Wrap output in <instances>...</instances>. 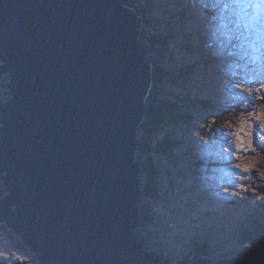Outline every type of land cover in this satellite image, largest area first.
Returning <instances> with one entry per match:
<instances>
[{
	"label": "water",
	"instance_id": "95a60500",
	"mask_svg": "<svg viewBox=\"0 0 264 264\" xmlns=\"http://www.w3.org/2000/svg\"><path fill=\"white\" fill-rule=\"evenodd\" d=\"M112 2L0 0V223L38 264H166L133 239L150 64ZM250 243L235 264H264Z\"/></svg>",
	"mask_w": 264,
	"mask_h": 264
},
{
	"label": "rangeland",
	"instance_id": "374dc122",
	"mask_svg": "<svg viewBox=\"0 0 264 264\" xmlns=\"http://www.w3.org/2000/svg\"><path fill=\"white\" fill-rule=\"evenodd\" d=\"M184 6L188 19L183 21L169 19L168 14L159 15L154 12L158 19L151 21L152 18L149 17L144 32V37L149 39L154 35L162 37L164 32L159 26L169 27L173 31L174 37L163 48L165 59L160 58V64L170 70V75L176 73L181 66L186 67L183 61L196 64L198 59L192 57L197 53L196 51L201 50L204 56L209 58L203 68L190 66L192 71L187 74L185 80H177L172 84L164 81V86L161 84L164 89L160 92L161 98L175 103L174 96H176L178 115L187 112L188 116L191 115V120L180 119L173 124V127L172 123L167 121L163 129H157L149 135L151 146L165 133H169L170 136L175 135V138L181 135L178 139H181L182 146H185L180 150L171 146L169 156L156 157L159 171L157 170L158 173L156 172L155 175V196L141 199L138 197L137 201L140 236L146 237L148 243L153 244L154 250H158L170 264H182L185 261L190 263L186 257L198 252L200 246L198 244L203 243L212 246L209 252L213 254L219 250L238 253L246 247L244 233L256 230L264 222V99H259L264 96V92L256 91L259 82L264 80V74L251 69L250 73L256 77V83L253 84L254 82L248 80V61L236 62V56L242 52L241 49H237V44L241 41L248 42L252 33L249 32L250 26H253L249 22L252 17L246 22L243 21L245 18H240L239 29L236 32L233 31L235 27L230 28L231 43H227L224 38L220 40L224 30L221 28L218 14L213 13L212 9H209V15L201 13L204 6L202 0H190L188 3L185 2ZM161 7H166V11H173L175 3L169 6L161 4ZM161 7L156 11H160ZM236 11L240 14V10ZM229 12L231 13L229 19L233 20L232 10ZM211 17L214 19L211 20ZM203 19H206L205 24H202ZM240 22L243 23L244 29L248 30H244L243 35L239 34L241 37L233 42L236 34L243 31ZM201 25L204 30H200ZM213 26H218V29H214ZM195 33L201 34L202 41L205 40L207 43L202 45L199 41L201 49L195 44L196 41L201 40V37H195L193 35ZM200 60L203 62L201 57ZM222 66L227 69L221 71ZM249 87L252 89L250 96L246 92ZM157 93L154 95L155 102L160 100ZM222 98H225V101L222 102ZM202 99H206L208 103L203 105ZM205 106L210 108L206 109ZM245 108L248 114L259 115L241 116L240 113ZM238 129L243 135V148L237 147ZM157 133L159 135H156ZM228 135L234 140L227 139ZM211 141L218 144V151H212L216 156L212 165L206 168V164L198 166L194 162L191 164L192 167H189L185 161L188 162L193 157L189 151L190 146L186 143L199 144L198 149L205 146L208 152L211 149L209 146ZM140 145L138 138L135 153ZM141 153L142 159L146 158V160H150L149 157L153 158L154 155L150 154V151L148 153L141 151ZM204 154L207 153L200 154L197 149L194 151L196 158L203 157ZM176 170H180L179 175H173ZM140 172L141 170L138 176ZM211 183L218 184L217 189L225 196L218 204L212 201L213 205L210 208L211 205L208 204L210 196L207 195L205 188ZM230 199L235 201L229 202ZM141 201L144 203V212L148 210L155 213L143 219L138 205ZM243 227L246 229L243 230ZM241 230H243V238L239 236ZM32 256L26 247L21 250L17 242L0 229V264H34Z\"/></svg>",
	"mask_w": 264,
	"mask_h": 264
},
{
	"label": "trees",
	"instance_id": "16d2710c",
	"mask_svg": "<svg viewBox=\"0 0 264 264\" xmlns=\"http://www.w3.org/2000/svg\"><path fill=\"white\" fill-rule=\"evenodd\" d=\"M120 1L125 3L131 9H133L134 12L143 21V24L141 25L140 29L142 31L141 38L143 39V41H145L144 40V33H143V31L145 32V30H146L145 25L147 24L149 17L153 18L156 16L155 14H153L154 12H152V11H154V10H151V8L155 6L158 9L160 7L159 4L154 2L153 0H120ZM152 2H154V3H152ZM157 13L159 15L163 14L161 12H157ZM166 14H168V13H165V15ZM167 18L173 19L174 17L171 16L170 14H168ZM153 20H155V19H151V21H153ZM159 27L164 32L162 37H159L157 35H154L153 37H149V39H147V44H146V46H147V49H146L147 58H148V61L150 62V65L152 66V68H151L152 86H151L150 92L146 98V113L143 117L141 124L139 125V132H138L139 136H138V138L140 140L141 145L139 147V150L135 153L136 154L135 159L139 163V167L141 170L140 175L138 176V180L141 183V189H142L140 192V199L143 197L152 196L153 193L154 194L156 193V188L154 186L156 183L155 182V175H156L157 170L159 171V168L157 166V159L158 158H156V155H158V157L169 156L168 153L171 149V146L174 147V149H179V150L181 148H185V146H182V140L178 139L181 137V135H179L180 137L175 138L174 137L175 135L170 136V135H168L169 133L168 134L165 133V135L162 136L161 138L158 137L157 139H159V142H156L151 146L150 141H149L150 133H153L157 129H159V130L163 129L164 125H166L168 122L172 123V127H173V124L175 122L179 121L180 119L183 120L184 118H187V120H191V118H190L191 115L189 114V116H188L187 112H184V113H181L180 115H178L179 112L177 113L178 109H176V104L178 105V99H176V96H174V101L176 104L174 102L165 101L161 98L160 92L161 91L163 92V90H164V89H162L161 84L164 86V81L167 82L168 84H170V83L172 84V83H175L177 80H185L187 74L190 71H192V69H190V66H186V67L181 66L176 71V73H172L174 75H172V74L170 75L169 74L170 70H168L162 63L160 64V58L165 59V55H166V54H164L165 52H164L163 48L166 47V44L170 43L169 41H171L172 38L174 37V33H173V31H171L169 29V27H161V26H159ZM174 76H177V77L175 78ZM3 82H4V84H6L8 82V77L6 75H4L0 81V83H3ZM155 93H157V96L160 98V100L158 102H155V100H154ZM10 97H11L10 92L8 90H5V89L0 87V106L2 104L7 103V101L10 99ZM206 99H208V98L206 97ZM206 99L201 100V103L203 105H205V103L206 104L208 103L206 101ZM208 107L209 106H205L206 109ZM156 135H159V133H157ZM172 139H175V141ZM186 144H188V143H186ZM141 151L146 152V153H148L150 151V154H154L153 158L152 157L150 158L148 156L150 160H146V158L142 159ZM154 158H155V160H154ZM185 163L187 165H189V167H192L191 164H193L194 161L192 159H190L188 162L186 160ZM167 174H169L168 171H167ZM4 186H5L4 182L0 177V189H5ZM138 205H139V209L141 210L140 215L143 216V219L147 218L151 214H154V212H150L148 210L146 212H144L145 207H144V203L142 201ZM263 209H264V207H263ZM147 221H148V219H147ZM0 229L4 230L6 235L9 236L11 239H14L15 242H17V245L21 250L24 249L19 238L17 236L13 235L12 232L10 230H8L1 223H0ZM243 230H244V228H243ZM243 230H241V232H240L241 238H243L242 237ZM263 230H264V222H263L262 226L257 228L256 230H254L250 233L248 231H246L244 233V237H245L244 241L246 244L245 246H248V244H249L248 239L258 236ZM136 231H137V235L140 237L141 245H142L144 251L152 252L153 254L160 257L166 264H170L166 257H163L160 252L154 250L152 245H150L148 243V240L146 239V237L140 236V233H139L140 221H139L138 228L136 229ZM239 252H240V250H239ZM197 253H198L197 254L198 256L199 255L209 256L208 255L209 254L208 253V247H206V245H205V248L199 246V251ZM33 262H34V264H38V262L35 259L33 260ZM185 262H182V264H188L189 263V262L188 263H185Z\"/></svg>",
	"mask_w": 264,
	"mask_h": 264
},
{
	"label": "bare ground",
	"instance_id": "6f19581e",
	"mask_svg": "<svg viewBox=\"0 0 264 264\" xmlns=\"http://www.w3.org/2000/svg\"><path fill=\"white\" fill-rule=\"evenodd\" d=\"M108 1V0H106ZM112 4L116 7H119V6H122L126 9H129L131 10L135 16H137L140 21H141V25L143 24V21L141 20V18L134 12L133 9H131L130 7H128L125 3L121 2L120 0H112ZM154 2L158 3L159 6L161 7V4H167V6L171 5L172 3H175V7H174V10L173 11H166V7H161V10L160 11H156V10H159L160 7L157 9L155 6L151 8V10H154L152 12H161L165 15V13H168L170 14L171 16H173L176 20H180V21H183L184 19H188V15L186 13V8L184 6V3L185 2H190V0H165V1H160V0H153ZM111 2V1H110ZM152 2V3H154ZM259 0H252V3H258ZM111 4V3H110ZM111 4V5H112ZM119 5V6H118ZM209 9L210 8H206L205 6H202V9H201V13H203L204 15H209L210 12H209ZM213 13L215 14H218L219 13V9H212ZM138 12V11H137ZM154 14V13H153ZM228 14L229 16L231 15V13L229 12L228 10ZM240 14L241 16L239 17L240 18H245V21L248 20L250 17H252L251 20H249V22H251L253 24V26H250L249 28V32H252L251 35H250V38H249V41L246 42V41H241L240 43H238L237 45V49H241L242 52L236 56V62H243V60H247L248 61V80L251 81V83L255 84L256 83V77L254 76L253 73H250V70L253 69L255 71H259L261 73L264 74V7H260V8H257V7H248V8H245L243 9L242 11L240 10ZM156 15V14H155ZM155 20L158 19L157 16L153 17ZM152 18V19H153ZM233 20H235V16L233 15L232 16ZM214 18L211 17V20H213ZM206 23V19H203L202 20V24H205ZM146 24V23H145ZM240 24L242 25V28H243V31H240L238 34H236L235 38H233V42L237 40V37H241V35L239 34H242L248 30V29H244L243 27V23L240 22ZM141 25H140V28H141ZM147 25V24H146ZM145 25V27L147 28V26ZM234 28V32H236L239 28H237L234 24H229V28ZM133 28H134V24H133ZM139 28V36H137V41L139 43V46L143 49L145 55H146V60L147 62L150 64V62L148 61V58H147V54H146V49H147V38L144 37V40L141 38V29ZM214 29H218V26H213ZM200 30H204V28L202 27V25L200 26ZM245 30V31H244ZM144 33V31H143ZM166 33V32H165ZM179 33V32H178ZM195 37H201V40H198L197 38H195V40H198L195 42L196 46L198 47V49H201V43L202 45L203 44H207L206 41H202L203 39V36L199 33H195L193 34ZM145 36V35H144ZM224 36L223 34L220 35V40L223 39ZM201 43H200V42ZM197 53L195 55H192V57L194 59H198L197 62H195L196 64H192V62L190 61H183V64L186 65V66H192L194 68V66H200L201 68H203L205 66V63L207 64L208 63V57L204 56L203 52L200 50L199 51H196ZM241 56V57H239ZM200 57L201 59H203V62L200 60ZM151 68L152 66L150 65L149 66V73H150V86L148 88V91H147V94H149L150 92V89H151V86H152V74H151ZM221 71H225L227 68L222 66L221 67ZM210 70H213V68H210ZM255 74H259V73H255ZM6 75L8 77V82L10 80V76L8 74H5V73H2L1 76H0V81L1 79L3 78V76ZM8 82L6 84L3 83H0L4 86H7ZM1 87V86H0ZM5 90H8L7 88L5 87H1ZM9 91V90H8ZM10 92V91H9ZM11 96V94H10ZM147 98V97H146ZM225 101V98H222V102ZM227 102L229 100H226ZM146 100H144V104H145ZM232 107V106H231ZM210 108V106L208 107ZM226 114V113H225ZM227 121V120H226ZM229 127V126H228ZM227 127V129H229ZM243 129V128H241ZM217 133V132H216ZM216 135V134H215ZM205 137V136H204ZM227 139H229L230 141H233V137L228 135L226 136ZM202 140V139H201ZM137 142H138V138H137ZM156 142H159V139L156 140ZM155 143V142H154ZM138 145V144H137ZM188 145L190 146V154L191 156L193 157L192 160L196 163H194L195 165H200V164H206V168L209 166V165H212V162L215 161V158L216 156L212 153V151L214 152H217L218 151V144L216 142H212L211 141V144L209 145L210 146V151L206 152V148L205 146H202L198 149L199 147V144H195V143H188ZM197 149V152H199L200 154L202 153H207V154H204L203 157H200V158H196L195 155H194V151ZM136 151V150H135ZM222 154V153H221ZM221 154H219V156H221ZM199 155V154H198ZM200 156V155H199ZM156 157H158V155H156ZM196 159H195V158ZM134 158H135V153H134ZM163 158V157H162ZM165 160V158H164ZM218 163V162H217ZM139 164V163H138ZM140 169V167H139ZM6 173V170L0 172L1 175H4ZM180 174V170H176L173 172V175H179ZM202 175V173H201ZM203 180V179H202ZM139 182V181H138ZM140 183V182H139ZM208 188H205L206 189V192H207V195L210 196V199H209V205L210 208L212 207V201L214 204H218L219 201L222 200V198H224V194L222 193L221 190L217 189L219 187L218 184L216 183H211L210 185H207ZM5 187V186H4ZM216 189V191L214 190ZM8 191V192H7ZM7 192V193H6ZM140 192H141V189H140ZM140 192L138 194V197H140ZM9 193V190H6L2 196H5L6 194ZM153 193V192H152ZM155 196V194L153 193V195L151 197ZM201 197V196H200ZM138 201V200H137ZM225 201V200H224ZM232 201H235L234 199H230L229 202H232ZM237 203V201H236ZM198 205H196L197 207ZM199 207V206H198ZM202 208V207H201ZM203 210H205V208H202ZM264 210V209H263ZM139 212H140V209H139ZM135 213H136V207H135ZM155 213V212H154ZM137 214H138V210H137ZM164 216V215H163ZM199 216V215H198ZM154 217V216H153ZM139 219V218H138ZM139 221L137 220L136 222V218L134 217V226H133V239L138 243V244H141V240H140V237L137 235V227H138V223ZM245 228V227H243ZM264 231V230H263ZM262 231V232H263ZM241 232V231H240ZM261 232V233H262ZM260 233V234H261ZM259 234V235H260ZM258 235V236H259ZM166 236V234H165ZM239 236H240V233H239ZM258 236L256 237H253V238H250L248 239V246H246L245 248L241 249L240 252L238 253H228L226 251H223L221 252L220 250L217 252L216 254H213V253H210L209 250L212 249V246H210L209 244L207 243H203V244H198L200 245L201 247L205 248V245L206 247H208V255L209 256H202V255H197L198 253L195 252L194 255H190L186 258H188L190 260V262H196L198 261L199 259H206V260H210L211 262L213 263H216V262H219L221 260H226L227 262H225L224 264H235L232 259L237 257L239 255V253H241L242 251L248 249L250 246H251V243L250 241L251 240H254L256 239ZM167 237V236H166ZM194 243V242H192ZM212 244V242H211ZM142 246V245H141ZM153 246V244H152ZM207 249V248H206ZM155 251H158V250H155ZM159 252V251H158ZM205 264H208V262H205Z\"/></svg>",
	"mask_w": 264,
	"mask_h": 264
},
{
	"label": "snow or ice",
	"instance_id": "6c2138e0",
	"mask_svg": "<svg viewBox=\"0 0 264 264\" xmlns=\"http://www.w3.org/2000/svg\"><path fill=\"white\" fill-rule=\"evenodd\" d=\"M204 6L210 9H219L218 16L220 18V25L223 31L224 39L227 43H231L229 40V36L231 33V29L229 28V24H234L237 28L239 27V12L236 10H243L248 7H264V0H259L258 3H252V0H202ZM228 10H232V15L236 17V20H230ZM239 39V37H237ZM235 47V45H233ZM257 92H264V80H261L256 88ZM246 92L250 96L252 93V89L249 87L246 89ZM259 99H264V96H261ZM241 116L249 115V116H258V113H247V108L243 112L240 113ZM236 139L238 141L237 147L243 148V135L241 131L238 129L236 133Z\"/></svg>",
	"mask_w": 264,
	"mask_h": 264
}]
</instances>
